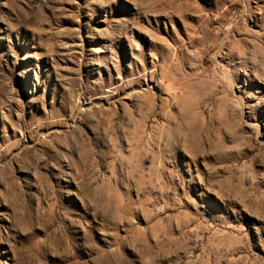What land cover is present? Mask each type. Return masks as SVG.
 <instances>
[{
    "label": "rangeland",
    "instance_id": "rangeland-1",
    "mask_svg": "<svg viewBox=\"0 0 264 264\" xmlns=\"http://www.w3.org/2000/svg\"><path fill=\"white\" fill-rule=\"evenodd\" d=\"M0 264H264V0H0Z\"/></svg>",
    "mask_w": 264,
    "mask_h": 264
}]
</instances>
